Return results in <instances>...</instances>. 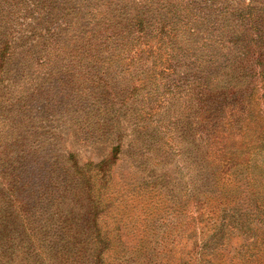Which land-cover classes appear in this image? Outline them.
Here are the masks:
<instances>
[{"label":"rangeland","instance_id":"obj_1","mask_svg":"<svg viewBox=\"0 0 264 264\" xmlns=\"http://www.w3.org/2000/svg\"><path fill=\"white\" fill-rule=\"evenodd\" d=\"M162 21L168 28L160 36ZM197 27L201 32H191ZM181 40L198 44L199 56L175 50ZM149 46L177 70L159 74L156 66L152 73L150 59L149 85L142 87L141 64L131 82L117 63L125 51ZM134 84L141 89L128 96ZM263 85L264 0H0V264L10 257L35 264L28 259L34 246L49 257L62 223L75 231L82 226L89 189L98 193L105 182L94 165L111 157L117 143L105 177L107 192L125 186L111 199L123 218L134 220L133 201L177 210L181 204L167 202L172 191L193 201L196 190H210V182H200L196 106L226 105L217 114L232 105L262 110ZM255 157L264 177V155ZM237 185L229 174L221 197ZM107 213L111 219L113 208ZM24 227L31 238L19 244ZM258 243L239 256L185 255L187 245L174 258L264 264V242Z\"/></svg>","mask_w":264,"mask_h":264},{"label":"trees","instance_id":"obj_2","mask_svg":"<svg viewBox=\"0 0 264 264\" xmlns=\"http://www.w3.org/2000/svg\"><path fill=\"white\" fill-rule=\"evenodd\" d=\"M179 20L183 19L178 17ZM141 23L142 19L139 23L133 24L141 28ZM167 28L168 24L162 21L159 25L160 36L167 33ZM181 31L182 29L177 32L178 35ZM199 31L197 27L191 32L199 33ZM109 37L112 35L109 34ZM154 38L155 36L143 39L139 37L138 40L142 39L147 44ZM176 43L178 45L175 50L182 51L181 48H184L190 50L189 54L192 53L195 58L199 56L198 44L186 45L182 40ZM205 46L208 44L203 43L202 47ZM150 47L147 48L148 52L147 50L125 51L120 56L122 62L117 63V66H121L119 74L128 75V79L133 82L137 75L133 67L141 64L140 77L137 79L142 87H148V78L151 76L146 73L149 69L148 60L152 61L151 70L156 66L160 68L159 74L177 70L171 65V61L161 60L158 49L156 55L155 50ZM152 54L155 58L151 57ZM197 61L202 62L199 58ZM101 71L102 67L98 68L97 72L101 73ZM154 71L156 70L152 73ZM144 73L146 74L143 75ZM212 77L210 73L207 81ZM223 84L227 85L228 82L224 80ZM262 88L264 91V85ZM139 89L141 88L134 84L126 94L128 96L136 94ZM203 93H200V99ZM262 96L264 101V93ZM196 107L198 108L195 113L196 123L200 125L196 132L202 140V144L199 143L201 161L197 162L202 175L200 182L201 180L210 182V190H196L193 201H187V197L179 196L182 192L172 191L170 196L172 200L167 202L181 204L177 205L179 206L177 210L169 206L162 207L161 210L156 208L150 210V201L145 202L144 205L139 200L133 201L130 215L134 220L123 218L119 213H115L116 207L111 199L118 200L116 195L124 191L125 186L120 188V191L107 192L110 185L106 186L109 178L106 180L105 177L111 159L119 151L117 143L110 150L111 157L94 165L96 167L94 168L102 173L101 182L103 179L105 182L100 183L102 185L97 190L98 193L89 189L88 196L91 197L92 204L89 210H85L82 226L75 231L62 223L57 229L58 240L48 247L49 257H45V253L38 251L35 246L34 253H30L34 258H28L30 255L24 256L33 260L35 264H172L171 259L176 260L175 255L185 254L184 248L187 245H192V248L185 255L211 256L219 252L234 253L239 256L243 251L257 250L258 242H264V177L255 155H264V108L260 110L257 106L250 107L249 104L245 108L232 105L233 109L229 113L224 110L217 114L226 105L218 106L209 102L207 106ZM229 174L234 180L237 179L238 185L234 188L229 187L226 195L221 197V180H226ZM161 181L164 182V179ZM251 182L256 185L251 186ZM210 198L218 200L211 202ZM110 208H113L111 219L107 213ZM30 230L32 232L29 228L27 233V227L23 228L24 237L19 244L29 243ZM6 231H9L7 226ZM233 240L238 241V244H231ZM177 261L179 260L174 264H186ZM18 263L26 262L23 259ZM18 263L10 257L6 263L1 264Z\"/></svg>","mask_w":264,"mask_h":264}]
</instances>
